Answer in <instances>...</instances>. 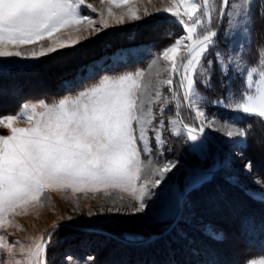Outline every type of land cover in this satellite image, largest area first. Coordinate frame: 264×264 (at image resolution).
<instances>
[{"label":"rangeland","instance_id":"rangeland-1","mask_svg":"<svg viewBox=\"0 0 264 264\" xmlns=\"http://www.w3.org/2000/svg\"><path fill=\"white\" fill-rule=\"evenodd\" d=\"M255 3L259 5L260 0ZM129 6L137 10L140 19L125 15L124 22L117 23L107 16L108 8L119 16L126 14ZM166 6H170V0H131L130 5L119 8L109 5L107 0L103 3L85 0L81 13L92 18L98 31L86 24L76 26L80 28L79 33L75 27L62 29L53 39L70 42L80 37L79 42L33 58L34 49L39 51L41 46L47 47L50 43L43 40L35 45H23L21 56L0 57V117L19 113L25 104L41 101L52 104L76 95L104 77L115 78L138 71L144 73L145 83L153 85L154 95L157 72L165 62L161 59L153 65V60L176 39L186 35L175 17L158 10ZM102 12L107 27L100 24ZM253 14L250 31L242 27L243 21L230 23L227 17L222 22L214 19L211 24L218 35L203 61L205 67L208 61H213L211 85L201 83L203 77L198 75L196 87L207 101L202 105L204 111L217 122L212 128H205L207 135L204 132L202 149L194 150L192 145L197 142L187 140L183 132V124L198 128L199 122L195 112L183 102L178 79H174L173 88L181 100L179 108L173 104L161 115L160 105H154L157 121L165 122L160 134L162 143H157L149 133L152 151L141 154L143 167L137 187L153 178L151 169L169 162L176 167L167 173L160 186H149L145 212L135 213L137 202L130 192L120 189L75 193L71 189H48L40 202L9 213L8 221L0 226V237L5 238L7 245L0 248V264H16L17 260L25 264L26 255L22 251L26 254L36 237L44 235L46 240L49 233L52 234L46 247V264H209V259L206 260L209 251L215 252L218 264L264 262V252L251 248L258 246L261 235L246 233L255 243L248 246L236 230L244 216L241 214L251 211L264 214V202L258 196L264 192V119L226 106L232 94L243 91L239 70L256 66L258 53L264 49V20L258 8H253ZM217 52L223 54L227 74L217 66ZM7 70L14 72L7 74ZM246 75L245 72V79ZM159 78L167 79V73L160 72ZM161 92L171 98L167 86ZM217 100L222 103L216 104ZM171 119H177L178 123H169ZM231 121H235L230 124L231 129L251 127V131L246 136L228 137L225 134L228 129L216 130ZM13 126L29 125L20 118ZM177 128L180 134H176ZM8 134L9 130L0 125V136ZM214 234L222 235L223 241L215 239Z\"/></svg>","mask_w":264,"mask_h":264},{"label":"snow or ice","instance_id":"snow-or-ice-1","mask_svg":"<svg viewBox=\"0 0 264 264\" xmlns=\"http://www.w3.org/2000/svg\"><path fill=\"white\" fill-rule=\"evenodd\" d=\"M107 3L119 8L130 5L131 0H107ZM84 4L85 0H0V57L21 56L23 45H35L43 40L50 43L47 47L41 46L39 51L34 49L31 52L33 58L79 42L80 37L70 42L53 39L54 34L62 29L75 27L79 33L80 28L76 26L86 24L98 31L92 18L82 15L81 6ZM87 7L95 11L93 5ZM254 7L264 20V0H260L259 5L255 0H170V6L158 9L175 17L183 25L186 35L176 39L153 60V65L161 59L165 62L157 72L154 95L151 92L153 85L145 83L144 73L138 71L115 78L104 77L76 95L52 104L43 101L25 104L19 113L0 117V125L9 130L8 135L0 136V226L8 221L9 213L40 202L48 189H71L74 193L120 189L130 192L137 202L135 213L145 212L149 186H160L167 173L176 167L169 162L151 169L153 178L137 187L143 167L141 154H151L152 151L149 133L157 143H162L160 134L165 122L163 119L157 121L154 105H160L161 115L173 104L179 108L181 100L173 88L174 79H178L183 102L195 112V119L199 122L198 128L183 124V132L187 140L197 142L192 145L194 150L202 149L205 128H212L217 122L215 117L207 116L202 107L207 101L196 87L198 75L203 77L201 83L211 85L213 61H208L207 67L203 64L218 35L211 24L214 19L222 22L227 17L230 23L243 21L242 27L250 31ZM106 12L117 23H123L125 15L129 19H140L137 10L130 6L126 14L119 16L111 8ZM100 24L107 27L103 12ZM215 56L221 72L227 74L223 54L217 52ZM160 72H166L167 79L159 78ZM239 75L243 91L232 94L226 106L264 119V49L258 53V64L240 69ZM254 76L258 78L254 79ZM164 86L172 93L171 98L161 92ZM176 116L179 117L178 111ZM20 118H24L29 126L14 127ZM234 122L216 130L228 129L225 132L228 137L246 136L251 131V127L231 129L230 124ZM169 123L176 124L178 120L171 119ZM176 134H180L179 128ZM247 167L250 170L251 163ZM258 196L264 202V192H259ZM214 238L221 242L224 239L215 234ZM4 241L5 238L0 237V248L7 246ZM48 243L44 235L36 237L27 253L22 251L26 255L25 264H46ZM16 264L21 261L17 260Z\"/></svg>","mask_w":264,"mask_h":264},{"label":"trees","instance_id":"trees-1","mask_svg":"<svg viewBox=\"0 0 264 264\" xmlns=\"http://www.w3.org/2000/svg\"><path fill=\"white\" fill-rule=\"evenodd\" d=\"M14 70H7V74H11L13 73ZM243 218L240 221V223L237 225V231L240 235V237L242 238V240L245 241L246 245H251L255 243L251 240L250 236H248L246 233H250L251 235L253 234H258L261 235V237H259V242L261 243H257L258 246H253L252 245V249L255 250V252H264V214H261L260 212L257 213H252L249 212L245 215V213L243 214ZM248 229V231H247ZM262 245V246H259ZM210 255V256H209ZM215 256V258H214ZM209 259V264H218L217 261L218 259L216 258V254L213 251H209L208 252V256L206 258L207 262ZM222 264V263H220Z\"/></svg>","mask_w":264,"mask_h":264},{"label":"bare ground","instance_id":"bare-ground-1","mask_svg":"<svg viewBox=\"0 0 264 264\" xmlns=\"http://www.w3.org/2000/svg\"><path fill=\"white\" fill-rule=\"evenodd\" d=\"M163 21H164V20H163ZM148 22H149V21H148ZM153 23H154V22H153ZM158 24H159V23H158ZM151 25H153V24H151ZM156 25H157V24H156ZM160 26H161V25H160ZM152 27H153V26H152ZM157 27H158V26H157ZM162 28H163V27H162ZM145 30H146V29H145ZM144 32H145V31H144ZM136 34H137V33H136ZM137 35H138V34H137ZM102 36H103V35H102ZM102 36H100V37H102ZM117 36H118V35H117ZM99 40H100V39H99ZM78 47H79V46H78ZM79 49H80V48H79ZM68 51H69V50H68ZM79 51H80V50H79ZM73 52H75V50H74ZM76 52H77V48H76ZM59 53H60V52H59ZM68 54H69V53H68ZM75 54H76V53H75ZM84 54H85V53H84ZM56 55H58V54L56 53ZM69 56H70V55H69ZM57 57H58V56H57ZM59 57H60V56H59ZM59 57H58V58H59ZM64 57H65V56H64ZM67 57H68V56H67ZM76 57H77V56H76ZM61 58H62V57H61ZM61 58H60V59H61ZM84 58H85V57H84ZM65 59H66V58H65ZM68 59H69V58H68ZM74 59H76V58H74ZM66 60H67V59H66ZM72 60H73V59H72ZM57 61H58V60H57ZM61 61H62V60H61ZM61 61H60V62H61ZM55 62H56V61H55ZM56 64H57V63H56ZM59 64H60V63H59ZM66 64H67V63H66ZM68 64H69V63H68ZM54 65H55V64H54ZM70 66H71V65H70ZM59 67H62V66H59ZM54 68H56V67H54ZM42 69H43V68H42ZM46 69H47V68H46ZM46 69H45V71H47ZM56 70H58V69H56ZM59 70H60V68H59ZM59 70H58V71H59ZM41 71H42V70H41ZM50 71H51V70H50ZM58 73H59V72H58ZM55 74H56V73H55ZM42 75H43V74H42ZM45 75H46V73H44V76H45ZM49 75H50V74H49ZM46 79H47V78H46ZM50 79H51V78H50ZM50 79H49V80H50ZM52 79H53V78H52ZM40 81H41V80H40ZM44 81H45V80H44ZM41 83H42V82H41ZM245 145H246V144H245ZM252 146H253V145H252ZM248 147H249V146H248ZM253 147H255V146H253ZM245 149H246V148H245ZM245 149H244V150H245ZM252 152H253V151H252ZM250 154H251V153H250ZM252 155H253V154H252ZM252 155H251V156H252ZM256 156H258V155H256ZM256 156H254V157H256ZM254 159H255V158H254ZM261 159H262V158H261ZM252 160H253V159H251V161H252ZM258 160H259V159H258ZM258 160H257V161H258ZM262 161H264V160H262ZM261 163H262V162H261ZM253 164H254V163H253ZM252 166H253V165H252ZM262 172H263V171H262ZM257 173H258V172H257ZM258 174H259V173H258ZM260 175H262V174H260ZM240 197H241V196H240ZM239 201H240V200H239ZM229 203H230V202H229ZM227 204H228V203H227ZM239 204H240V203H239ZM225 206H226V205H225ZM227 206H228V205H227ZM243 206H244V205H243ZM229 208H230V207H229ZM241 208H242V207H241ZM253 210H254V209H253ZM239 211H240V210H239ZM247 212H248V211H247ZM251 212H252V211H251ZM257 212H258V211H257ZM241 213H242V211H241ZM241 215H243V214H241ZM245 215H246V212H245ZM239 216H240V215H239ZM228 234H230V233H228ZM231 236H232V234H231ZM76 238H77V237H76ZM231 238H233V237H231ZM73 240H75V239H73ZM229 241H230V240H229ZM234 241H235V240H234ZM71 242H72V241H71ZM71 242H70V243H71ZM74 242H75V241H74ZM65 243H66V242H65ZM232 243H233V240H232ZM234 244H235V243H234ZM67 245H68V243H67ZM231 245H232V244H231ZM231 245H230V246H231ZM235 249H236V248H235ZM233 250H234V249H233ZM233 250H232V251H233ZM236 250H237V249H236ZM237 251H238V250H237ZM238 252H239V251H238ZM235 253H236V251H235ZM233 255H234V254H233ZM233 255H232V257H233ZM235 255L238 256L239 253H237V254H235ZM230 260H231V259H230Z\"/></svg>","mask_w":264,"mask_h":264},{"label":"water","instance_id":"water-1","mask_svg":"<svg viewBox=\"0 0 264 264\" xmlns=\"http://www.w3.org/2000/svg\"><path fill=\"white\" fill-rule=\"evenodd\" d=\"M218 30V29H217ZM218 32V31H217ZM205 134H206V132H205ZM207 135V134H206ZM176 193H177V195H178V191L176 190ZM58 227V226H57ZM79 228H81V227H79ZM83 229H85V228H83ZM53 232V231H52ZM52 234V233H51ZM51 236V235H50ZM50 236H48L47 237V239L46 240H48L49 241V239H50ZM48 245V244H47Z\"/></svg>","mask_w":264,"mask_h":264}]
</instances>
